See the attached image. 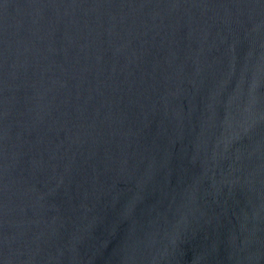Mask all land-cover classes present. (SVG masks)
<instances>
[{"label": "water", "instance_id": "95a60500", "mask_svg": "<svg viewBox=\"0 0 264 264\" xmlns=\"http://www.w3.org/2000/svg\"><path fill=\"white\" fill-rule=\"evenodd\" d=\"M0 264H264V0H0Z\"/></svg>", "mask_w": 264, "mask_h": 264}]
</instances>
